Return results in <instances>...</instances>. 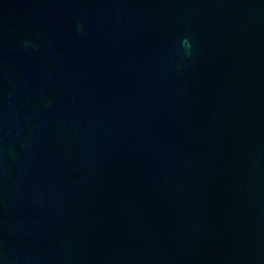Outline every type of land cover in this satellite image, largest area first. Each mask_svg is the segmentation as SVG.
<instances>
[{"label": "water", "instance_id": "water-1", "mask_svg": "<svg viewBox=\"0 0 264 264\" xmlns=\"http://www.w3.org/2000/svg\"><path fill=\"white\" fill-rule=\"evenodd\" d=\"M0 264H264V0H0Z\"/></svg>", "mask_w": 264, "mask_h": 264}]
</instances>
